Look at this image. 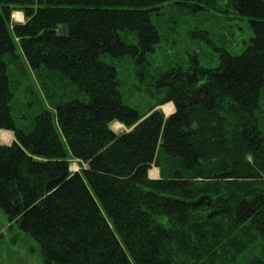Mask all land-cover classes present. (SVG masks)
Here are the masks:
<instances>
[{
	"label": "trees",
	"instance_id": "16d2710c",
	"mask_svg": "<svg viewBox=\"0 0 264 264\" xmlns=\"http://www.w3.org/2000/svg\"><path fill=\"white\" fill-rule=\"evenodd\" d=\"M173 1L0 0V134L15 135L0 144V209L45 264H264V0L228 3L252 33L241 54L221 49L217 68L195 56L152 76L159 105L175 107L169 118L128 107L117 69L102 60L146 69L161 43L153 17ZM18 50L41 80L60 77L89 100L18 128L9 75ZM114 123L138 125L115 133Z\"/></svg>",
	"mask_w": 264,
	"mask_h": 264
},
{
	"label": "rangeland",
	"instance_id": "374dc122",
	"mask_svg": "<svg viewBox=\"0 0 264 264\" xmlns=\"http://www.w3.org/2000/svg\"><path fill=\"white\" fill-rule=\"evenodd\" d=\"M175 1L165 4L158 15L153 17L161 36V43L156 47V52L148 57L150 65L146 69L136 66L130 58L117 61L109 56L102 57L104 62L114 65L118 71L120 92L125 104L142 117L161 111L169 118L175 111L172 103L159 105L152 76L172 68L187 69L195 56L198 57L202 68H217L220 65L221 49L239 55L252 37L247 20L239 19L232 8L228 7L230 0H218L216 6L218 9L229 8L228 13L224 15L206 4H201L204 9H197L196 5H200L195 0H182L186 3L183 5L175 4ZM12 20L23 24L25 16L21 12H15ZM201 31L203 35L207 32L209 41L196 37L195 34ZM58 33L66 34V28L60 27ZM128 42L135 43L136 38L130 35ZM17 55L19 59L9 66V75L15 95L12 114L18 128L31 130L35 118L44 110H55L56 105L75 98L86 102L89 100L86 94L82 92L77 94L75 88L66 81H61L60 77L52 78L50 74L41 72L43 78L41 80L30 69L19 50ZM140 73H144L146 78L139 77ZM137 125L128 130L122 124L114 123L111 128L115 133H121L132 131ZM3 132L2 136L0 134V144L8 146L13 144L14 133ZM80 165L77 160H72L71 171L79 172ZM162 165L164 164L160 166ZM161 174L162 168L154 166L149 178L158 181ZM0 264H45L39 243L23 232L17 222H10L1 209Z\"/></svg>",
	"mask_w": 264,
	"mask_h": 264
},
{
	"label": "bare ground",
	"instance_id": "6f19581e",
	"mask_svg": "<svg viewBox=\"0 0 264 264\" xmlns=\"http://www.w3.org/2000/svg\"><path fill=\"white\" fill-rule=\"evenodd\" d=\"M9 140V139H8ZM10 142V141H9Z\"/></svg>",
	"mask_w": 264,
	"mask_h": 264
}]
</instances>
